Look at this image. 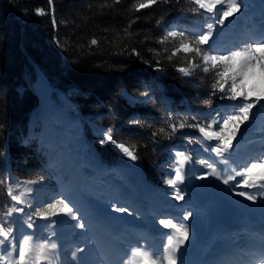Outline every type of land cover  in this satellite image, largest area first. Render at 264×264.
<instances>
[{"label": "snow or ice", "instance_id": "obj_1", "mask_svg": "<svg viewBox=\"0 0 264 264\" xmlns=\"http://www.w3.org/2000/svg\"><path fill=\"white\" fill-rule=\"evenodd\" d=\"M158 2L168 5L179 3V0H137L133 8L139 12ZM190 2L195 6L190 10L202 16L203 27L169 24L156 39V43L166 46L161 51L154 48L147 50L156 57L169 53L163 57L169 62L174 57L177 58V64L172 66L181 74V78H190L185 82L194 86H204L205 78L197 75L198 70L205 74L211 72L210 91L198 95L197 100L203 106L212 108L215 103L216 107L206 113L193 111L191 106L182 112L178 111L168 104L166 97L159 95L161 86L156 83L155 78L144 85L139 97L125 93L130 106H147L157 99L161 101L160 107L165 111V116L157 121L161 126L146 133V138H151L153 143H159L162 137L171 140L177 133H181L178 138L186 143L171 149L163 179V184L170 191L164 193V203L150 213H158L154 215V223L161 229L166 246L157 251L151 243L154 237L144 235L135 240L125 239L121 241L118 249V259L110 264H187L184 259L186 249L182 252L181 247L190 240L189 229L193 225L188 221L193 219L194 213L189 208L175 215L170 210L186 208V204L167 202L169 198L172 201L185 200V194L189 191L187 180L207 181L209 177H213L226 186L223 191L228 196L242 198L251 205H256L259 210L264 209V22L258 30L243 33L242 42L237 41L228 46L223 37L228 30L245 20L250 7L248 0ZM48 3L51 5L52 0H48ZM115 3H120V0H115ZM46 14L48 13L43 8L35 9V15ZM51 19L55 30L57 21L54 14ZM136 19L123 29V39L132 36L129 29ZM161 22L158 20L157 25ZM54 42L62 49L67 46L59 38H54ZM98 43L96 38L90 40V45ZM169 44L171 48L167 46ZM127 48L128 45H125L114 54H122ZM129 55L139 57L154 72L165 74L167 65L160 59L153 63L152 60L145 59L135 47L131 48ZM192 77L196 78L191 79ZM145 119L143 116L134 115L128 120V124L140 126ZM148 126L151 127V124ZM2 128L3 125L0 124V129ZM185 129L195 130L199 135L185 133ZM252 132L259 135L249 138ZM96 134L100 138V145L110 144L132 162L140 159L137 145L129 144L121 138L120 129L97 127ZM193 144H198L199 149L192 148ZM243 144L256 147L247 156H241L236 149ZM193 154H196L195 160ZM219 165L225 167L218 168ZM257 169L262 171L257 174ZM238 177L241 179H237ZM45 179V176L40 175L34 179L16 181L10 174L3 179L2 182L9 185L7 196L15 203L7 207L3 216H0V264H92L89 259L94 254L89 247L94 242L89 235L92 222L81 206L64 192L53 196L46 203H37L41 191L39 185H43ZM21 184L24 185L23 190L19 194H13V185L19 188ZM26 195L29 197L27 200L24 198ZM109 211L120 216L143 215L130 205L117 206L115 203ZM13 213L22 217L20 223L29 231L25 232L24 228L17 227V221L11 219ZM95 215L98 221L116 219L105 217L99 211ZM37 220L44 223L38 225ZM159 234L161 233L156 235ZM66 235L79 236L82 243L69 252L68 246L64 244ZM80 253L85 255L81 256ZM213 264H264V231L249 241L247 249L225 252Z\"/></svg>", "mask_w": 264, "mask_h": 264}, {"label": "trees", "instance_id": "obj_2", "mask_svg": "<svg viewBox=\"0 0 264 264\" xmlns=\"http://www.w3.org/2000/svg\"><path fill=\"white\" fill-rule=\"evenodd\" d=\"M136 2L52 0L49 5L48 0H0V216L13 205L3 179L9 174L16 181L40 175L47 178L55 159H71L91 172L95 168L112 170L117 164L137 165L150 183L161 185V168L168 162L169 150L186 141L178 138L181 133L171 140L162 137L159 143L146 138V133L161 126L157 122L165 116L161 102L157 99L147 106H130L124 92L139 97L144 85L155 78L178 111H183L179 105L184 102L193 111L205 113L216 107L215 103L212 108L203 106L197 100L198 95L210 91L211 72L198 70L197 75L205 78L204 86H194L172 66L177 58L169 62L163 59L169 53L156 57L147 50L161 51L166 46L156 43L163 34L157 21L191 15L187 2H158L139 12L133 8ZM37 8L48 14L35 15ZM52 14L57 21L55 30ZM133 19L132 36L123 39V29ZM54 38L67 46L58 47ZM93 38L98 39V45H90ZM125 45L126 51L114 54ZM167 46L171 48V44ZM132 47L153 63L156 59L165 63L166 76L156 75L139 57L129 55ZM134 115L146 119L140 126L129 125ZM97 127L120 129L121 138L137 145L140 159L132 162L110 144L100 145ZM26 138L29 141L22 143ZM13 189L19 194L15 185ZM24 198L29 199L27 195Z\"/></svg>", "mask_w": 264, "mask_h": 264}, {"label": "rangeland", "instance_id": "obj_3", "mask_svg": "<svg viewBox=\"0 0 264 264\" xmlns=\"http://www.w3.org/2000/svg\"><path fill=\"white\" fill-rule=\"evenodd\" d=\"M183 1L187 2V4L189 5L188 6L189 9L195 7L194 5L191 4L190 0H183ZM248 3L250 7L248 13L246 14L245 21L250 20L249 16L252 9L251 6L252 1L248 0ZM196 14L197 13L192 12L191 15L184 14V16L182 15V16L174 17L169 22H164L163 24H161V28L164 30V28L167 25L175 24V23L190 25V26L195 25L198 28L203 27L204 21L202 20V16L198 14L201 16V18H195ZM235 26L232 29L228 30L223 37L224 43L228 46L234 44V38H238V35L236 37L235 36L232 37L231 35L237 32V28ZM226 27H227V22H226ZM156 75L162 77L166 76V74L161 75L159 73H156ZM183 79L188 80L190 78L185 77ZM162 88L163 87L161 86V90ZM183 107L187 108V105H183ZM189 134L197 135L193 133H189ZM253 134L254 136L253 137L250 136L249 138H254L255 135L257 136L259 135V133L257 132H253ZM182 145L184 144H180L179 147H181ZM191 147L199 149L200 146L198 144H193L191 145ZM255 147L256 145L243 144L239 149H236V151L241 156H247ZM195 159H196V154H193V160ZM52 165L57 170H55V176H53V180H52L53 182L51 183V185H49L48 187H44L45 191L43 193V201L39 202V204L46 203L53 196L58 195L60 192H64L68 196H70L77 204L81 206L82 211L86 215L88 212L84 206L85 197H89L93 201L94 206L99 209H103L104 207L108 206L110 204L108 201H115V203L130 205L132 209L138 210L140 212L144 210L142 212L144 213L147 212V209L151 208L152 209L151 212H153V209L159 208L164 203V193L170 191L167 188V186L164 184H162L161 186L151 185L146 180V177L143 175V173L141 172L140 168L137 165H135L130 169L129 168L126 169L124 167H118L111 175L107 173V174H103L101 177L92 176L87 172V170H82L79 172V177L75 181L73 180L74 179L73 172L75 168L78 166L76 162L68 161L67 164L64 165L62 161L54 160ZM223 167L225 166L223 165L218 166V168H223ZM162 170H165L166 173L167 167L164 166L163 168H161V171ZM198 170H199V166H198ZM261 171H262L261 169H257L256 173L259 174ZM237 179H241V178L238 177ZM186 185L189 191L187 194H185L184 201H172L169 198L167 202L170 204L175 203L177 205H184V204L193 205L194 203H199L201 207L206 208L211 201L212 194L216 193L217 195L223 197L224 192L222 191L223 188L226 187L223 186L220 181L215 180L213 177H209L207 181L187 180ZM199 185H205V186H199ZM108 196H110L111 199L107 198ZM230 197L231 199H235L232 201L239 202V203L237 202L239 205L238 212H242L244 216L250 213L256 215L260 213L256 209L257 206L245 207V205H249V202L244 201L242 198L239 197H235V196H230ZM214 201H218V200L214 198ZM252 209H256V210H252ZM183 210L185 209H182L180 211ZM27 211L28 210H26V212ZM88 217L89 216H87V218ZM15 219L17 221V227L24 228V226L20 223L22 217L20 215L15 214ZM39 223L43 224L44 222L37 220V224ZM24 231L27 232L29 230L24 228ZM101 263L102 262H100L99 264Z\"/></svg>", "mask_w": 264, "mask_h": 264}, {"label": "bare ground", "instance_id": "obj_4", "mask_svg": "<svg viewBox=\"0 0 264 264\" xmlns=\"http://www.w3.org/2000/svg\"><path fill=\"white\" fill-rule=\"evenodd\" d=\"M251 13L252 16L249 17L252 18V20H244L236 25L239 31L245 33L258 30L254 19L261 18L260 22H264V4L259 3L258 9ZM232 35H234V33ZM237 41L242 42L241 39L236 40V42ZM214 198L218 201H214ZM232 200L235 199H231L225 192L223 197L216 193L212 194L209 205L206 208L202 207V213H194L193 220L198 222V227L192 228L194 232L193 235L190 236L188 244L181 247L183 252L185 249L186 251L189 248L195 249L197 245H199V248H197L199 250H201L202 247L204 249L208 247L214 248L219 237H223V232L227 231L230 227L238 226L243 223H247L248 226L251 225V222L254 220H249L247 222L250 214L244 216L242 212H238L239 202L237 203ZM193 205H197V203ZM249 206L255 207L256 205H251L249 202ZM85 209L88 212V219L92 222V230L89 235L94 242L90 243L89 247L93 249L96 256L92 264L99 263L101 260L104 261V264H110V262L116 261L118 259L116 246L120 241V232L114 231L111 226H106L104 224V219L98 221L95 215L98 209H94V206L89 209L85 207ZM256 209L259 210L258 208ZM261 211L264 212V209H261ZM261 222L264 223L263 221ZM97 249L99 251H96ZM218 251H221V249L218 248Z\"/></svg>", "mask_w": 264, "mask_h": 264}, {"label": "water", "instance_id": "obj_5", "mask_svg": "<svg viewBox=\"0 0 264 264\" xmlns=\"http://www.w3.org/2000/svg\"><path fill=\"white\" fill-rule=\"evenodd\" d=\"M195 225V223H193Z\"/></svg>", "mask_w": 264, "mask_h": 264}]
</instances>
